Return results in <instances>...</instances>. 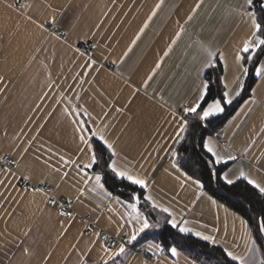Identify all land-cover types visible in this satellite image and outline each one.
<instances>
[{"label":"crops","instance_id":"1","mask_svg":"<svg viewBox=\"0 0 264 264\" xmlns=\"http://www.w3.org/2000/svg\"><path fill=\"white\" fill-rule=\"evenodd\" d=\"M39 2L0 0V76L5 77L0 82L3 89L0 91V156L9 154L12 159L11 167L0 169H11L17 176L31 169L38 172L32 153L44 151L46 154L48 147L74 151L78 141L73 121L83 120L86 129L100 130L105 139L114 143L118 153L115 159L121 170L148 180L144 194H150L157 204L169 209L172 215L167 214L170 220H175L179 230L183 227L189 229L185 233L201 238L210 236L213 240L207 241L238 255L248 256L250 264L263 260L246 220L218 202L199 180L179 166L172 167L173 163L177 164L176 146L180 139L175 135V127L168 113V109L172 108L183 115L178 106L191 102L200 81H206L204 74L208 68L197 77V69L203 58L192 61L193 56H198L197 40L224 53V58L220 59L223 64L222 83L225 85L227 82L229 87L224 86L225 91L235 96L238 82L232 83L236 74L234 56L248 31V25L245 18L235 13L229 14L228 10L240 8L244 0H204L191 21H187V16L192 15V8L198 0H164L145 35L122 65L119 64L121 52L158 0H71L63 13L66 20L55 29L57 35L71 28L69 34L74 47L81 41H93L101 46L94 49L93 54L101 50L108 54V49L103 45L112 46L109 60L100 61L104 64L101 74L93 73L94 82L83 85L72 79L76 72L81 71L79 61L73 63L74 52L54 38L43 45L39 44V34L18 11L22 4L38 5ZM51 2L59 8L68 4V0ZM9 4L12 7H8ZM251 11L255 12L253 9ZM30 14L42 19L46 12L42 8H34ZM100 21L103 23L96 28ZM180 27L184 28V33L170 56L165 58L162 72L150 83L148 96L141 94L132 97L131 89L123 83L124 79L130 77L133 85L139 87L141 77ZM90 32H96L97 36L85 40L84 34ZM109 36L111 39H107ZM37 47H44L47 51L36 52L34 49ZM53 51L55 59L51 58ZM112 60H116L117 64L113 65ZM262 64L264 55L258 67ZM240 75L243 79V74ZM160 90L167 100L164 107L160 106L155 94ZM117 107L123 111H115ZM65 108L69 110L68 114H65ZM84 109L91 113V117L84 114ZM49 112L52 113L51 117L47 115ZM29 116L33 121L25 123ZM43 121H47L46 130L32 141L29 154L22 159V149L28 146L29 137L35 134L36 124ZM222 127L226 144L219 143L221 149L218 151L213 148L215 156L210 152L217 162L228 163L222 177L232 181L238 178L247 181L254 179L264 186V76H258L250 95ZM22 128L24 133L20 132ZM41 144L44 145L43 149L40 148ZM210 146L213 147L211 143ZM229 156L235 159H228ZM217 157H220L219 161ZM68 171L74 179H78L71 168ZM86 171H89V175L99 173L93 169ZM0 178H4L3 173H0ZM7 180L13 181L15 189L25 187L20 179L10 175ZM31 183L35 184L36 181ZM92 183L87 187L91 188ZM43 185H48L47 191L55 196L58 203H64L70 192L74 193L67 184H62L60 189L51 181ZM0 192L9 196L7 200L0 196V233H3L0 235V264H30L29 258L22 253L26 246L33 247L37 252L51 251L53 256L49 264H65L63 257L70 250L69 244L74 242L73 237L77 232H84L81 247H85L90 239H95L93 233L98 232L97 228H103L117 237L113 250H118L122 244L125 246V253L116 258V264H199L176 247H172L176 249V255H172V248L165 252L161 243L151 237L135 244L141 233L128 243L129 235L140 226L135 218L136 213L127 206L131 202L129 199L120 198L105 184L103 189L95 192L86 191L79 202L73 200V210L79 214L78 222L70 235L59 242L56 241L57 220L63 218L57 217L56 207L45 203L39 194L34 198L30 194L21 198L19 191L4 186H0ZM138 209L141 219L148 220L139 205ZM85 215L91 217L94 228L82 227L88 224L82 218ZM29 228V236L24 237V231ZM253 241L258 249L254 254L248 251L254 247ZM100 243L98 240L93 248L90 264H102L103 259H107ZM37 258L34 256L31 264H35ZM78 259L73 254L69 264H77ZM109 264H112L111 260Z\"/></svg>","mask_w":264,"mask_h":264},{"label":"snow or ice","instance_id":"2","mask_svg":"<svg viewBox=\"0 0 264 264\" xmlns=\"http://www.w3.org/2000/svg\"><path fill=\"white\" fill-rule=\"evenodd\" d=\"M203 2L204 0H198V2L192 8V15L187 16V21L192 20L196 10H198L202 6ZM70 3L71 0H68V4H66L63 8H59L54 5L51 0H40L38 5H34L33 3L22 4L18 11L21 12L25 20L29 22L39 34V44L43 45L44 43L48 42L50 38H54L56 41H59L62 46L74 52L75 58L73 60V63H76V61L78 60V67L81 69V71H78L73 75V80L77 81L79 85H83L84 83H93L95 80L93 73H95L96 75L101 74L102 69L104 68V64L100 63V61L109 60V56L112 52V46L107 44L103 45V48L108 49V54H105L103 50H101L97 54H93V50L101 46L98 43L93 42L90 45V48L84 51H82L80 47H74L71 43V36L69 34L71 28H66L63 33L57 35L55 29H57L61 25V23L66 20V17H64L63 13L67 10V7L68 5H70ZM163 4L164 0H158V2L154 5L150 15L147 16L146 20L142 23V26L137 29L133 37L125 46L124 50L121 52L119 56V64L122 65L123 63H125L126 60L130 57V54L133 53L138 42L145 35L146 29H148L150 22L157 15V11L162 8ZM253 5L254 0H244V3L240 8H231L228 10L229 14L235 13L240 17L245 18V23L248 25V31L245 34V37L241 40V43L238 46L234 56V61L236 64V74L233 77L232 83L238 82L235 96H230L229 92L225 91L222 97L212 98L209 101L207 99V90L209 85L206 81L201 80L199 85L195 89L194 99H192L191 102L187 104L178 106L183 115L179 114L172 108L168 109V113L171 116L170 122L174 125L175 135L179 139H183L182 134L186 133L188 130L189 120L187 119V116L189 114L197 116L200 121H205L209 117L223 113V105L231 104L232 100L235 97L240 96L241 91L244 89V79H246L249 74V69L245 65L253 61L258 51L264 52V21L258 20L255 12L251 11ZM8 7H12V5L9 4ZM34 8H42L43 10H45L46 14L42 19L38 15L30 14L34 10ZM106 14L107 13H105V15ZM102 23L103 21H100V23H97L95 27L100 28V25ZM74 27L75 25L73 24L72 28ZM117 27H119V25H117ZM183 33V27H180L179 30L174 32L173 36L167 43L166 48L162 51V53L157 54L156 58L153 60L152 65L141 77L139 87L133 85L130 77L124 79L123 83L131 89L130 95L132 97H136L137 95L141 94L144 96H148L147 89L150 83L153 82L162 72L165 58L170 56L174 46L181 39ZM113 35H115V33H113ZM96 36V32L84 34L85 40L89 39L90 37ZM77 39H79V37H77ZM107 39H111V36L107 37ZM116 43L119 42L117 41ZM196 44L198 46V56H193L192 61L195 62L200 57L203 58V62L197 69V77H199L205 69L213 67L217 59H223L224 53L219 49L214 50L210 44H206L200 40H197ZM34 51L42 52L47 51V49L44 47H37L34 49ZM51 58L55 59V51H53ZM33 59H35V57H33ZM110 62L113 65L117 64L116 60H112ZM241 73L243 74V79L241 78ZM256 75L264 76V64L256 68ZM4 79V76H0V82H3ZM224 86L225 88H228L229 84L226 82ZM2 90L3 89L0 88V91ZM155 94L158 96L161 107L167 105V100L164 99L162 90L156 92ZM101 95H103V93H101ZM77 99H79V94H77ZM148 99H152V97H148ZM128 102L130 103L131 101ZM69 104H71V100H69ZM115 111L121 112L123 111V109L117 107ZM64 112L65 114H68L69 110L65 108ZM84 114L91 117V113H88L87 109H84ZM47 115L51 117L52 113L49 112ZM77 115H79V113H77ZM105 115H107V112H105ZM165 120L167 121V117H165ZM32 121L33 118L29 116L25 123H29ZM85 123L86 122L83 120L73 121L74 132L76 134L75 138L78 141L77 147L74 151L69 152L62 149H54L53 147H48L46 149V154L44 151H37L31 154L33 163L39 168L38 172L36 169H31L27 173H20V175L17 176V174L13 173L11 169H0V173H3L4 176V178H0V186H4L6 188L11 187L16 191H19L21 198H23V196L26 194H30L33 198L39 194L43 198V201L45 203L51 204L58 209L57 217H62L63 219L57 220V242L67 238L71 233V229L78 222L79 214L73 210V200L79 202L81 197L85 196L86 191L95 192L97 189L104 188V184L102 183L103 176L101 173H92L91 175H89V171H86L92 170L93 167L98 164V156L91 142L92 137H97L100 141L103 142L104 145H106L107 149L109 150L110 159L107 163V168L111 170L115 177L125 179L132 185L139 186L141 190L147 189L148 187V180L146 178L140 175H133L127 170H121L117 166L115 157L118 155V153L115 150L114 143L109 142L107 139H105L102 131L96 129H86L84 126ZM46 124L47 121L36 124L35 134L29 137L28 146L22 149V153L24 154L21 156L22 159L29 154V147H31L32 141L36 140L37 137L41 136L42 133L46 130ZM20 132L24 133V129L22 128ZM85 133H89V135H86ZM205 147L214 156L216 155L213 148L210 146V143H206ZM40 148L43 149L44 145L41 144ZM219 159L220 157H217L218 161ZM228 159H235V157L229 156ZM172 167L178 168V165L173 163ZM69 168H71L75 172L78 179H74L70 175V172L68 171ZM9 175L14 177L15 179L24 181L25 187L23 189H15V184L13 183V181L7 180V177ZM240 175L243 176L244 173L241 172ZM188 179H191V177H188ZM225 179L228 184L233 183V181L228 180L227 177H225ZM33 180L36 181L35 184L31 183ZM49 181L55 183L57 189H60L62 184H67L70 189L74 190V193L70 192L68 199L64 203H58L54 195H50L45 188L40 186L48 183ZM90 182H93L92 187L88 188L87 185ZM248 183L254 188L258 189L259 192L264 195V186H261V184L257 183V181L254 179H249ZM0 196H3L5 200L9 199V196H5L2 192H0ZM12 199L16 198L12 197ZM141 199H143L145 203H150L153 209L160 208L161 211L169 213L170 216L172 215L167 207H162L161 205L157 204V202L150 194H142L141 192L132 191L130 193L131 202H129L127 206L136 213L135 218L140 226L138 228H135L129 235L128 243L134 241L140 233L150 227L148 220L141 219L139 213L138 205L141 203ZM169 223L173 227L177 226L174 219L169 220ZM82 227L87 228L89 227V225L85 223L82 225ZM258 230L264 233V218L259 221ZM5 231H7V229H5ZM180 231L187 232L189 231V229L181 227ZM30 232L31 228H29L27 231H24L23 236L28 237ZM0 235H3V233H0ZM101 235L102 233L100 232L93 233L95 239H90L85 247H81L84 232L78 231L77 235L73 237L74 242H71L69 244L70 250L67 251V254L63 257L65 264H69L70 258L73 254H76L79 257V259L77 260V264H90L93 248L97 245V241L99 240ZM197 235H200V233H197ZM202 238L209 241L213 240V238L210 236H203ZM103 239L104 241H107L109 237L104 236ZM253 245L254 247L248 249V251L249 253L254 254L255 251H258V249L255 248L254 241ZM99 246L107 254V259H103L102 264H109V260L112 261V264H116V258L125 253V246L123 244L119 246L118 250H110L103 242H101ZM224 252L226 253L227 257H229L232 261L238 262V264H250V259L248 256L238 255L228 248H225ZM22 253L25 257L29 258L30 264L34 256L38 257L35 261V264H49V261L53 256V253L51 251L45 250L37 252L36 249L29 246L24 247L22 249ZM171 253L172 255H176V249L172 248ZM259 264H264V260H260Z\"/></svg>","mask_w":264,"mask_h":264},{"label":"trees","instance_id":"3","mask_svg":"<svg viewBox=\"0 0 264 264\" xmlns=\"http://www.w3.org/2000/svg\"><path fill=\"white\" fill-rule=\"evenodd\" d=\"M252 9L255 11L258 20L264 21L262 0H254ZM263 55L264 52L258 51L253 61L245 65L249 69V74L244 81V89L239 97L232 100L231 104L223 105V113L209 117L205 121H200L193 114L187 116L189 120L188 130L183 133V139L177 143L176 163L186 173L199 180L203 184V188L218 202L223 203L246 220L264 260V233L258 230V223L264 218V195L244 178H238L233 180L232 184H228L222 177L228 163L217 162L205 147L206 138L212 135V130L218 126H223L235 113L241 102L250 95L258 78L256 68H258ZM222 76L223 64L220 59H217L214 66L208 68L204 74V79L209 85L207 90L209 101L212 98L223 96L225 88L222 83ZM91 142L98 156V164L93 167V170L102 174L104 184L112 192L122 199L129 200L132 191L144 194V190H141L137 185H132L125 179L115 177L107 168L110 159L109 150L96 138H92ZM139 207L146 214L150 227L139 235L135 244L151 237L161 243L165 252L176 247L199 264H238V262L227 257L220 245L213 244L191 233L181 232L177 227H173L169 223L170 217L167 213L158 208L153 209L143 199H141Z\"/></svg>","mask_w":264,"mask_h":264},{"label":"built area","instance_id":"4","mask_svg":"<svg viewBox=\"0 0 264 264\" xmlns=\"http://www.w3.org/2000/svg\"><path fill=\"white\" fill-rule=\"evenodd\" d=\"M262 5L264 6V0H262ZM93 43V41H81L79 42L76 47H80L82 51L89 49L90 45ZM212 136L214 139L220 143L225 145L226 144V139L223 134V127L218 126L215 129L212 130ZM12 166V159L9 154H3L0 156V167H11ZM34 184V183H32ZM21 185H25V182L21 180ZM41 187L45 188L46 190L48 189V185H41ZM83 219H86L89 225V229H92L95 227L94 222L92 221L91 217L88 215L82 216ZM98 232L102 233V235L99 238L100 242L105 243V245L110 249L113 250L116 247L117 244V237L110 234L103 228H97ZM104 236L109 237L107 241H104ZM259 264V263H258Z\"/></svg>","mask_w":264,"mask_h":264},{"label":"rangeland","instance_id":"5","mask_svg":"<svg viewBox=\"0 0 264 264\" xmlns=\"http://www.w3.org/2000/svg\"><path fill=\"white\" fill-rule=\"evenodd\" d=\"M212 135L208 136V143H211V145L213 146L212 148H214L216 151L221 149V146L219 145L218 142H215L216 140H214V138H211Z\"/></svg>","mask_w":264,"mask_h":264}]
</instances>
